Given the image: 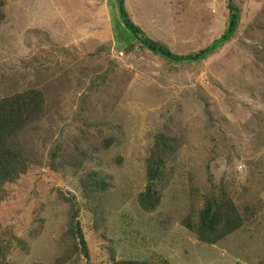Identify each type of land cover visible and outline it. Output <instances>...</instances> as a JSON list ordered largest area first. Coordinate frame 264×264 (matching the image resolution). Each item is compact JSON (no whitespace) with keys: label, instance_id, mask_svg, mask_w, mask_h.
<instances>
[{"label":"rangeland","instance_id":"1","mask_svg":"<svg viewBox=\"0 0 264 264\" xmlns=\"http://www.w3.org/2000/svg\"><path fill=\"white\" fill-rule=\"evenodd\" d=\"M123 1L177 56L220 39L231 16L229 0ZM230 3L240 13L231 39L178 65L125 32L115 0H0V99L38 89L45 103L21 136L25 170L0 189V264H264V0ZM158 134L180 149L145 212L137 198ZM92 173L104 192L90 189ZM64 197L89 260L71 251ZM208 198L246 216L215 245L182 225Z\"/></svg>","mask_w":264,"mask_h":264},{"label":"trees","instance_id":"2","mask_svg":"<svg viewBox=\"0 0 264 264\" xmlns=\"http://www.w3.org/2000/svg\"><path fill=\"white\" fill-rule=\"evenodd\" d=\"M118 23L126 33L134 39L140 47L162 58L169 63L178 65L189 64L206 59L219 47L228 42L234 34L240 17L239 10L228 4L231 12L228 29L218 40H214L206 49L198 53L177 56L169 51L162 43L146 36L142 30L129 19L123 0H115ZM119 27L113 22L112 28L117 33ZM45 103L41 91L29 89L0 99V189L15 181L25 170L26 158L21 143V136L32 128L44 115ZM180 149L179 139L158 134L153 147L145 159V188L138 195V203L145 212H152L159 204L160 198L156 192V185L163 179L165 164ZM93 192L102 193L108 185L101 177L92 173ZM85 184V183H84ZM63 200L70 206V219L67 237L71 242V251L89 260V249L82 229L78 222V215L74 202L69 198ZM245 217L240 214L237 206L231 200H217L208 198L195 215H190L182 221V225L195 234L197 240L206 245H215L238 231L245 223ZM113 264H153L148 261H119ZM158 264H169L160 260Z\"/></svg>","mask_w":264,"mask_h":264},{"label":"water","instance_id":"3","mask_svg":"<svg viewBox=\"0 0 264 264\" xmlns=\"http://www.w3.org/2000/svg\"><path fill=\"white\" fill-rule=\"evenodd\" d=\"M229 2H230V0H229Z\"/></svg>","mask_w":264,"mask_h":264}]
</instances>
